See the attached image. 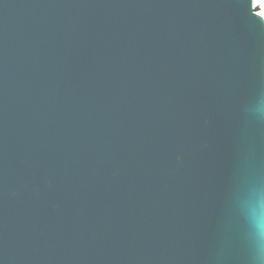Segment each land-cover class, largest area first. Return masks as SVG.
I'll use <instances>...</instances> for the list:
<instances>
[{
	"label": "water",
	"instance_id": "95a60500",
	"mask_svg": "<svg viewBox=\"0 0 264 264\" xmlns=\"http://www.w3.org/2000/svg\"><path fill=\"white\" fill-rule=\"evenodd\" d=\"M254 0H0V264H264Z\"/></svg>",
	"mask_w": 264,
	"mask_h": 264
},
{
	"label": "clouds",
	"instance_id": "9594fccd",
	"mask_svg": "<svg viewBox=\"0 0 264 264\" xmlns=\"http://www.w3.org/2000/svg\"><path fill=\"white\" fill-rule=\"evenodd\" d=\"M253 221L258 235H264V204H257L253 209Z\"/></svg>",
	"mask_w": 264,
	"mask_h": 264
},
{
	"label": "bare ground",
	"instance_id": "6f19581e",
	"mask_svg": "<svg viewBox=\"0 0 264 264\" xmlns=\"http://www.w3.org/2000/svg\"><path fill=\"white\" fill-rule=\"evenodd\" d=\"M255 11L264 18V0H255Z\"/></svg>",
	"mask_w": 264,
	"mask_h": 264
},
{
	"label": "rangeland",
	"instance_id": "374dc122",
	"mask_svg": "<svg viewBox=\"0 0 264 264\" xmlns=\"http://www.w3.org/2000/svg\"><path fill=\"white\" fill-rule=\"evenodd\" d=\"M254 5H255V0H254Z\"/></svg>",
	"mask_w": 264,
	"mask_h": 264
}]
</instances>
